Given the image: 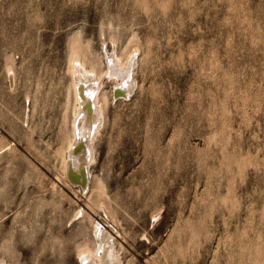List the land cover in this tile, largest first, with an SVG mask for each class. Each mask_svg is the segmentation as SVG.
Returning <instances> with one entry per match:
<instances>
[{
    "label": "rangeland",
    "instance_id": "374dc122",
    "mask_svg": "<svg viewBox=\"0 0 264 264\" xmlns=\"http://www.w3.org/2000/svg\"><path fill=\"white\" fill-rule=\"evenodd\" d=\"M103 49L137 84L103 78L81 196L70 62ZM0 150V264H79L100 203L120 264H264V0H0Z\"/></svg>",
    "mask_w": 264,
    "mask_h": 264
},
{
    "label": "bare ground",
    "instance_id": "6f19581e",
    "mask_svg": "<svg viewBox=\"0 0 264 264\" xmlns=\"http://www.w3.org/2000/svg\"><path fill=\"white\" fill-rule=\"evenodd\" d=\"M135 50L137 51V49ZM104 51L106 63L104 71L100 72L101 74L96 73L93 70L94 67L92 69L91 67L90 69L87 68L84 64V59L83 62L79 60V55L74 56L75 59L70 62L72 63V72L70 73L72 75L71 83L73 86L71 85V87L73 89L75 107H73L74 110L72 112V137H70L68 147L65 148L67 151L65 156H63V180L65 186L71 190L76 189L81 196L87 195L91 189V167L95 162L94 143L103 122L104 103L102 104L100 101L103 78L106 76L114 79L115 82L113 86L111 85V97L120 100L128 99L136 87L135 84H137L135 78L137 55L135 53L138 54L140 52L132 53L130 51L131 54H128L127 60L122 62L118 56L120 53L117 55L114 49H111V51L105 49ZM12 71L13 69L7 71L10 83L13 81ZM70 192L72 193L73 191ZM99 207L104 213L103 220L101 221L110 223L106 207L101 203ZM83 212L84 209L79 207L73 216L78 217ZM101 221L93 219V246H85L79 250L77 254L79 264H120L122 262L119 256L120 251L118 252L115 246V238ZM45 255L47 256V254ZM0 261L3 262L4 258L0 257Z\"/></svg>",
    "mask_w": 264,
    "mask_h": 264
},
{
    "label": "snow or ice",
    "instance_id": "6c2138e0",
    "mask_svg": "<svg viewBox=\"0 0 264 264\" xmlns=\"http://www.w3.org/2000/svg\"><path fill=\"white\" fill-rule=\"evenodd\" d=\"M91 94V93H90Z\"/></svg>",
    "mask_w": 264,
    "mask_h": 264
}]
</instances>
